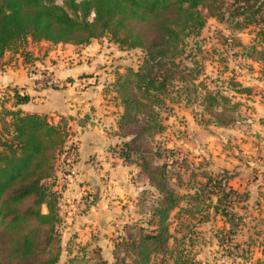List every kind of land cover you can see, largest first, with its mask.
<instances>
[{"label": "trees", "instance_id": "trees-1", "mask_svg": "<svg viewBox=\"0 0 264 264\" xmlns=\"http://www.w3.org/2000/svg\"><path fill=\"white\" fill-rule=\"evenodd\" d=\"M54 1L0 0V58L5 53L27 58L29 43L87 46L100 40L141 54L135 68L125 67L111 83L121 107L114 132L120 143L112 152L122 164L138 169L137 178L154 195L142 191L145 198L152 197L145 205L147 217L123 227L112 252L115 264H196L185 244L211 215L228 225V236L219 239L218 246L239 251L234 236L242 220L235 208L248 195L230 187L233 175L202 171L206 181L192 187L193 194L180 197L169 184L167 164L155 162L161 155L151 142L163 131L160 111L167 101L175 102V94L197 103L209 116L207 123L220 128L235 125L240 104L225 91L247 95L250 89L234 77L221 90L209 89L198 81L200 69L185 49L210 18L232 30L253 28L250 46L236 45L247 61L261 66L264 79V0H63L61 6ZM187 61L194 67L183 63ZM6 89L12 108L29 102L16 89ZM0 128V264H57L62 251L57 170L69 147L67 123H49L46 117L2 107ZM76 146L70 149L78 150ZM174 211L179 223L171 233ZM98 250L90 252L92 258L83 252L68 264H106ZM249 252L240 250L238 256L247 259Z\"/></svg>", "mask_w": 264, "mask_h": 264}, {"label": "rangeland", "instance_id": "rangeland-1", "mask_svg": "<svg viewBox=\"0 0 264 264\" xmlns=\"http://www.w3.org/2000/svg\"><path fill=\"white\" fill-rule=\"evenodd\" d=\"M62 1L55 0L54 3L61 6ZM253 37V28L237 31L232 30L229 25L217 22L215 19H208L200 36L195 40H188L185 49L187 55L189 54L192 57L200 69L198 81H203L209 89L215 91L225 87L227 80L231 77L246 78L249 74H254L256 71L254 66L258 64L247 61L242 54L243 50L241 47L236 45L239 43L242 47L248 48ZM40 44L29 43L25 54L31 53L27 50L32 48H35L34 50L37 51V54L43 52L46 54L54 50L47 43ZM9 54L11 55V53ZM17 55L12 58L15 59L12 61L13 64L19 62V59L22 60L21 63L27 64L29 62H26L24 56H20V53ZM140 56L139 51H130L127 54L119 55L115 62L135 68ZM189 62L183 63L194 67ZM26 71L32 79L36 76L39 77L38 75L41 74L33 68L31 70L26 69ZM225 94L231 95L237 102L236 97L239 96L238 94H231L229 91H225ZM172 98L175 102L167 101L165 108L160 111L163 131L152 139L151 148L155 152L159 151L161 155L155 159V162L158 165L167 164L171 188L180 197H183L193 194L199 183L206 181L205 178L201 177V173H209L211 171L207 170L208 164L220 165L221 167L226 166L231 161V163H235L233 165L230 163L231 167L239 165L233 160L234 150H237L235 149L237 145L230 144L231 140H227L226 137L228 136L230 139L231 136L224 134L225 131L217 130V128H214L215 126L207 123L210 118L202 113V109L197 103L192 101L188 103L184 96L176 94L172 95ZM0 103L5 105L4 100H0ZM239 111L240 107L236 122L240 120ZM52 119L51 117L46 118L49 123L54 122V119ZM71 137H74V133L68 129L66 134L67 141ZM114 153L111 152V155ZM243 155L241 159L248 161L246 159L247 154ZM239 166L240 169L243 167L242 162ZM246 167L245 165L243 168L246 169ZM235 174L237 173L234 172L229 180L230 187L237 189V185H239L240 189L237 192L243 197L246 194L248 195V200L242 201L235 208V212L242 220L240 230L234 236V243L238 246L239 251L235 252L232 248L225 250L218 246V240L223 238V236H228L226 235L228 233V225L223 224L221 217L211 215L207 223L195 228V232L191 234L192 241L185 244L190 253L189 257L196 264H264V183L261 177L254 178L249 175L238 178ZM64 185L65 182L59 180L57 189L61 193H63L62 188ZM144 189H147L151 194L154 193L146 184H144ZM142 191L127 204L123 205L122 202L115 204V211L112 212L115 214L107 217L105 229L96 227L92 232L89 229L84 230L85 232L75 231L71 226L73 224L71 222L72 218L78 216L79 213L83 214L85 210V205L82 204V201H79V203L82 204L83 208L81 207L79 208L81 210H79L76 207V203H73L71 207L70 205L65 206V202L61 201L64 196L61 197V224L57 230L61 237L60 246L62 251L57 264H68L71 259L80 258L83 252L86 254V258H92L94 254L90 252L97 249H99L98 252H100V256L106 261V264H115L112 252L123 227L144 222L147 217L145 205L152 200V197L150 194L145 198V195H142ZM181 206H185L184 201ZM66 207L68 209H65ZM177 212L174 211L170 216L171 233L176 230L179 223ZM97 243L100 246L99 248ZM180 248H182L181 245ZM240 250L250 251L247 259L238 256L240 255ZM151 264L159 263L154 261Z\"/></svg>", "mask_w": 264, "mask_h": 264}, {"label": "crops", "instance_id": "crops-1", "mask_svg": "<svg viewBox=\"0 0 264 264\" xmlns=\"http://www.w3.org/2000/svg\"><path fill=\"white\" fill-rule=\"evenodd\" d=\"M51 46L54 50L46 54H37L35 48L28 49L31 53L24 57L26 62L29 61L27 64L21 63V59L16 65L13 64L15 59L12 58L17 54L5 53L0 58V87L16 89L19 94L29 97V102L17 108H12L10 102L5 105L0 103V111L3 107L10 111L19 110L25 115L51 117L54 124L59 119L67 123L77 142L78 161L71 175H63L58 167V182H65L63 193L60 192L61 197L64 196L61 201L70 207L76 203L78 209L85 205L83 214L79 213L71 220L75 231L89 229L92 232L96 227L105 229L107 217L115 214L112 213L115 204H127L145 190L146 184L137 178V168L124 165L118 157L111 155L120 143L114 132L116 120L121 114L111 83L116 73L121 74L128 67L115 62V59L128 52L106 40L92 41L87 46ZM254 67V74L246 78L234 77L243 87L250 89L249 94L236 97L240 103L239 122L233 127H214L231 136L230 139L227 136V140L237 145V150L233 149V160L247 167H231L229 161L227 167L208 164L207 170H211V173L235 172L238 178L249 175L261 177L264 183V79L260 75V66ZM32 68L54 77L59 85L37 88L35 77L32 79L26 71ZM79 121H84L83 127L78 125ZM242 153L247 154L248 161L241 159L244 156ZM239 189L237 185L234 190ZM97 246L100 247L98 243Z\"/></svg>", "mask_w": 264, "mask_h": 264}, {"label": "built area", "instance_id": "built-area-1", "mask_svg": "<svg viewBox=\"0 0 264 264\" xmlns=\"http://www.w3.org/2000/svg\"><path fill=\"white\" fill-rule=\"evenodd\" d=\"M39 77H35L36 80V87L37 88H45V87H56L59 85V82L52 76L41 73L38 75ZM11 94L5 87H0V100H4L5 103L9 101ZM74 138L71 137L67 141V146L65 152L60 156L59 159V168L61 169L62 173H69L72 172L76 166L78 161V150L70 149L71 144L76 146V141L73 140ZM77 147V146H76ZM114 157H117V154H113Z\"/></svg>", "mask_w": 264, "mask_h": 264}, {"label": "water", "instance_id": "water-1", "mask_svg": "<svg viewBox=\"0 0 264 264\" xmlns=\"http://www.w3.org/2000/svg\"><path fill=\"white\" fill-rule=\"evenodd\" d=\"M84 124H85L84 121H79V122H78V125L81 126V127H83Z\"/></svg>", "mask_w": 264, "mask_h": 264}]
</instances>
